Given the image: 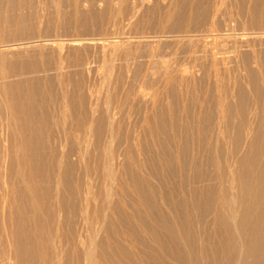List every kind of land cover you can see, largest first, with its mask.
<instances>
[{"label": "rangeland", "instance_id": "1", "mask_svg": "<svg viewBox=\"0 0 264 264\" xmlns=\"http://www.w3.org/2000/svg\"><path fill=\"white\" fill-rule=\"evenodd\" d=\"M75 1L77 2V0H0V77L2 74L8 72L11 74L8 80L18 82L19 79L18 77H15V75L20 73V71L31 69L32 67H34L33 65H35V63H54L53 60H55L59 56V53L62 58H66L67 61L69 59V61L73 63H77L78 61L76 60L80 61V59L83 60L85 57H87V59L89 58V61L91 62L89 68H85L86 70L83 69L85 70V72L82 73V75L84 74L85 78L80 74V71L83 72V70L79 71L78 74L81 77L79 78V83L77 82L78 79H76L77 76L79 77V75L76 73L77 70H75V73H73L75 78H73L74 76L72 75L73 81L75 80V82H77L76 84L83 86H81L82 92H79L81 89L78 88L75 82H73V86H71L72 88L70 87V89L65 92L66 94L61 93V91L59 92L58 90H54L55 92L45 91L41 88L42 81L44 80V78H47L46 81H48V83H51L52 77H50V74H47V76H45L43 73H40L39 76L31 74L30 76L35 77L36 79H38V81L34 82L28 87L24 86L23 88L20 87L13 89V91L8 93L9 96L7 94H4L0 87V238L5 240L7 234L10 233V231H13L14 234L21 233L23 235V233H25L24 238L23 236L22 238L25 239L23 241H25V243L27 244H25V246L27 247H25V251L28 250L27 252L30 253L27 254L26 252V254L30 256H28L24 264H45L44 262L39 260L36 254L31 252V245H29L32 240L30 233L31 224H33L34 222L38 223L40 221L38 223L39 226H49V232L52 234L57 233L56 235L60 238V241L56 242V244L59 246H55H57V248H59L60 250H58V254H60L59 256H62L61 264H77L74 256L75 254L73 255V253H75L73 252V246L77 242V239L83 242L88 241V244L86 245L87 247L91 246V250L95 246L93 250H95L96 252L94 253H98L100 242H103L105 240L106 243L104 247L106 250L108 249L107 251L109 254L114 255L116 253L115 255H117L118 253V258H123L121 260L122 264H133L132 262L135 261L134 259L136 258L131 257L134 253H136L135 251L138 252L139 249L150 251V238H148L147 243L145 241L147 239L144 238V242L146 243V245L148 246L149 244L148 248H146L147 246H145V243L140 245V240L138 241L137 239V237L142 238L141 240H143V237L145 236L149 237L147 233H144L145 231L142 229L141 223H147L148 219H151L148 214H150V212L152 211V208L147 207V205L145 204H143L142 206L139 205L142 204L143 201L141 191L144 189L153 191L155 189V192H151L152 198H155L156 200L160 198L161 201L166 202L165 197L167 193H169L171 190H174V186L178 185L179 188L174 191H176L178 194L183 192V194L185 193V195L189 193L186 196H191L187 198H184L185 195H183V197L180 195L179 196L186 200V202L191 201L192 198L195 197L192 195L194 193V186H196L199 182V177L197 176H200L199 173H201V170L205 168L206 171L205 173V171L203 170L205 178H207L205 179L203 177L204 181L207 182L208 180L209 182L213 178V182L211 181V183H214L215 181L216 184V182L218 181L217 178L219 177L220 172H217L216 166L212 162H209L212 161V158L215 155V151H213L214 145L212 144L216 143L213 141H215V137L219 133V130L227 131L226 142L228 148L229 146L231 148L236 137V123L247 122L249 124L250 122H254L252 112V104L254 99L253 84L256 80L260 79L261 75L260 73L258 74L257 72L256 74L253 71V68L251 66L252 62L249 59H251L250 51L253 48L257 47L258 51L262 48L264 49V41H262L261 44L257 42L258 45L254 43L248 50L243 48L239 54L236 53V56L234 54L235 49H233L234 47L230 42H228L229 46L227 45V42L225 43V46H223L222 44L220 45V42H218L217 38L218 35L227 33L236 32L235 34H237L244 31L251 32V30L264 31V0H226L224 3L226 6H224L223 4V6L221 5L222 7L212 6L213 0H211L212 3L210 0H207V2L206 0H200L201 4L193 9L194 13L193 11H191V13L188 9L190 0H177L176 11L174 12L176 14H173L168 23H166V37H160V41H156L157 39L155 38L154 41L153 38H149L147 40L146 38H148V36L146 35L149 33L152 34L157 29H161L160 19L162 14L166 10H168L167 8H170V0H149V2L148 0H143L144 2L141 0H136L138 4L133 0H128L126 4H122L119 0H80V3L78 2V5L74 6ZM130 1L134 4L136 3V6ZM203 1H205L206 4L202 5V3H205ZM208 1H210L211 4ZM128 5L130 6L128 7ZM177 6L179 8L183 6V9L180 8L182 9L180 11ZM184 9L186 11L188 10V13ZM133 11L135 12V14H132ZM130 14L133 18L129 20L128 17L131 16ZM199 32L201 33L199 34ZM213 32L215 36L214 34H211ZM171 36L174 37L172 38ZM209 37H211L210 40ZM40 38L41 40L49 41L43 42V44L42 42L38 41L40 40ZM70 38L77 40L76 42L79 41L78 45H73L72 43L74 41H72V39ZM212 38L214 41L211 40ZM99 40L101 42H105L106 44H109V41L111 45L109 44L108 46L104 45L103 43L100 44ZM25 41L32 42V44L35 43V47L32 44V46H25L28 47L27 50L29 51H23V49L10 51L6 49H9V46L12 44H19ZM116 41L120 42L117 43ZM212 41L213 43L215 42V44H217V48L220 51L221 49L224 50V52H222L223 50L221 51L223 55H225L226 57L231 56L228 58L230 62L228 59V61L221 60L223 65L221 63L222 66H220V64L218 66L222 67V69H219L218 66L217 69L216 66H214L215 64H213V58L210 56V47L211 45H215L212 43ZM37 43L39 44L37 45ZM45 43L47 45H45ZM113 44L114 48L112 47ZM37 48L39 49V51L41 49V51L39 52ZM50 48L51 50H49ZM54 48H57L60 52ZM128 49L132 52V56L131 58L129 57L127 62L121 55L124 51H128ZM103 50L106 51L104 52ZM35 51L39 53H36ZM245 54L247 58H245ZM2 55H5V58H2ZM105 57L107 61H105ZM109 59L110 62H108ZM244 59H246V61ZM260 60L264 64V51H261ZM232 61L233 64L231 63ZM247 62L248 64H246ZM96 63L99 65H97ZM224 63H226L227 66ZM109 65L112 69H108ZM246 65H250V67H247ZM106 69H108V71ZM181 69H184V71H182ZM105 70L107 73L105 72ZM230 71L232 73H229ZM249 73L254 74L251 76V74ZM86 74L88 75L86 76ZM220 75L222 76L220 77ZM252 77L255 79H252ZM120 78H122V84L119 83L121 81L119 80ZM221 78L224 79L222 80ZM143 79H147L146 83ZM87 80L89 82H86V85L85 81ZM226 81L229 83H227ZM127 84L129 85L127 86ZM230 84L232 85L230 86L231 89L230 87H227ZM222 85L224 87H222ZM75 86H77L76 88L79 89V91L74 88ZM84 86L86 88V91L84 89ZM151 86L154 89H151ZM125 88L128 89L126 90ZM9 98H12L14 102L8 103L7 101ZM241 101L245 107L244 114L240 113L239 111V103ZM249 103H251V106ZM12 104H14V106H12ZM247 105L249 106V108ZM247 109L250 110L249 112L251 115L249 114ZM216 112L218 114L217 116L220 115L219 117H216ZM260 115L261 116L258 122H264V120H262L263 111L260 112ZM17 117L19 118L17 119ZM14 118L16 119V122ZM77 122H89L91 125L90 128L92 129L90 130L92 136H90L89 134L87 136L88 139L82 142L83 148L87 147V153L85 152L87 154H85L86 158L84 157L79 162L74 161L75 159L79 160L78 156L76 155L78 144L75 140V138L78 136L77 133H79V131H76L78 130ZM216 124L218 125V127L216 126ZM22 126L23 128H21ZM111 127L113 128V130ZM110 131L112 134L110 133ZM19 132H24V136L21 135V138H19V135L16 138L15 136L16 134L18 135ZM103 134H105L106 136ZM110 135H113L112 139ZM104 136L105 138H103ZM89 137H91L90 140ZM184 138L185 140H183ZM105 139H108V141H106ZM20 140H28L27 142L30 148L29 153H31V161L32 165H34V172L41 177V180L39 181V191L43 196L46 194V198H44V196L42 198L43 200L40 201L41 203L35 206L36 208H34V205L32 207L31 201L30 199L28 200L29 197H27L28 194L22 191L20 184L16 183L17 180L15 179L14 175L11 174V169L13 167L12 164L14 160L17 159V157H19L20 155H18V153L20 152L17 153L15 151L14 144H16L17 142H21ZM202 140L205 141L203 145ZM109 141L112 144H110ZM100 143H102L103 145H100ZM190 143H192V145ZM209 143L212 144L210 145ZM17 144L19 145L20 143ZM200 144L201 148L199 147ZM203 146L205 147L202 149ZM206 148H208V150ZM204 151L205 153H203ZM221 151H217V154L224 155V153H222L224 151ZM212 152L214 153L213 155ZM99 153L101 154V156ZM209 153L211 154V156ZM107 154L110 156H108ZM201 154L202 157L200 156V160L198 156ZM205 154L209 156H206ZM61 157L63 159H61ZM205 157L212 158L210 161L207 158V162L204 159ZM91 159H94V162ZM89 160L90 164L95 165L96 163L97 165H91L93 167L90 168L93 171L90 170V175H88V178L87 176H84V179V171H87L85 163L87 162L88 164ZM204 160L207 164L204 162ZM56 161L62 162V164H60V173H63L66 178H69L67 179L68 182L70 181V184L67 182V184H69L68 188H65L67 187V185H57V180L55 178L57 177V170L55 169V167L57 168L58 162ZM101 161H105V166H108L109 168L108 172L110 173L111 177L109 180H106V178L104 177L106 171H103L105 172L103 173L102 169L98 167ZM176 161L179 166L177 165ZM190 161L199 164H197L196 166V164L194 163L195 166L193 165L192 167V165L190 164L193 163H191ZM184 163H186L187 166ZM104 164H101L99 166H104ZM182 164L183 166H181ZM184 166L187 167V171L185 170L186 168H183ZM190 166L192 168H190ZM198 166L199 169H196V167ZM105 168L106 167H104L103 169L107 170V168ZM178 168L179 172L177 171ZM177 172L180 176L176 174ZM185 173H187V175ZM192 173L194 174V176ZM175 175L180 178H178L177 176L175 177ZM185 175L188 176V178ZM191 175L193 176V178L190 177ZM113 176L115 177V179ZM153 177H156L157 180ZM183 177H185V179ZM160 179H162V181H160L161 183L158 182ZM130 180L132 181L130 182ZM48 181L50 182L48 183ZM78 182H86V184H88L86 186H88L92 190L91 193L93 195L95 194L94 196L91 194L92 198H95L97 196V198H95L96 200L93 199L91 201L89 210L91 214H96V219L98 220V222H100L95 228L97 240L92 245H90L91 242L89 243V237H87L89 235L85 230L86 228L84 229V222L82 221L79 214L77 215L78 212L76 208H74V202L76 201H74L75 199L70 196L71 188H69V186H76ZM112 182L114 183V185L112 184ZM167 182L169 183L167 184ZM159 184L162 185V187ZM163 184L167 186H163ZM86 186L83 185L82 187L81 185L80 187L85 189ZM137 186H141L142 189L137 188ZM156 186L158 187L155 188ZM171 186H173L174 188ZM12 187L15 188L16 191L13 192L14 189ZM168 187L171 189H169ZM162 189H164V191ZM179 189H182L184 191H180ZM191 189L193 190V192ZM134 190L137 191V193ZM8 191L12 192L8 193ZM206 191H208V189L204 190V194L209 192ZM163 193L166 195H164ZM5 195L7 196V198ZM158 195L161 196L157 198ZM162 196H164V200L163 198H161ZM106 197L107 201H109L107 203L104 202V199ZM100 200L103 202H101ZM137 200L139 201L137 202ZM106 205L107 208H105ZM49 209L52 211V215L50 214L49 216L48 214V217L46 215V212ZM141 209L143 210V213ZM43 211L45 212V218L43 217ZM135 211L139 213H136L137 215H139L138 217L135 214ZM132 213L134 216H132ZM131 216L134 218H131ZM46 217H48V219ZM114 217L115 219H113ZM140 217H143V219ZM211 217L212 216H210L209 219ZM73 219L74 224H72ZM150 219V222L148 221V223H151L152 219ZM137 222L140 223H138L137 225ZM62 223L63 225L65 223L64 226L66 227V235H68V237H63L64 239L61 240ZM137 226L141 227L137 229ZM135 227L137 230L135 229ZM129 228L131 229L129 230ZM139 229H141V233H138ZM67 230H72V233L70 234V232H68ZM132 230L134 231L132 232ZM74 232L76 233V235ZM123 232L125 234L127 233V236L133 239H129L128 237H126ZM129 232L133 236H130ZM135 233L139 235H135ZM80 234L82 235L80 236ZM69 236L71 239L69 238ZM84 237H86V240ZM134 242H137L138 244ZM134 244L136 245L134 246ZM0 249V264H20L17 262L18 260H10L8 258L9 256L7 253H5V249L3 248V246H0ZM126 258H128V260ZM95 264L105 263L103 262L102 258H97V263ZM172 264L180 263L172 262Z\"/></svg>", "mask_w": 264, "mask_h": 264}, {"label": "bare ground", "instance_id": "2", "mask_svg": "<svg viewBox=\"0 0 264 264\" xmlns=\"http://www.w3.org/2000/svg\"><path fill=\"white\" fill-rule=\"evenodd\" d=\"M112 1V0H111ZM114 1V0H113ZM122 4H126L128 0H119ZM132 1V0H131ZM130 1V2H131ZM136 2V0H133ZM138 1V0H137ZM143 1V0H141ZM140 1V2H141ZM157 1V0H156ZM160 1V0H159ZM162 1V0H161ZM170 8H167L168 10H166L162 16H161V19H160V26H161V29H157L156 31H154L152 34H147L146 36H148V38H146L147 40L149 38H153V41L155 39H157L156 41H160V37L162 36H165V33H167L165 31V26H166V23H168V21L171 19V17L173 16V14H176L174 13L176 11V3H177V0H170ZM211 1V0H210ZM210 1H208L210 3ZM226 0H213V4L212 6L214 7H222L223 4L225 3ZM230 1V0H229ZM253 1V0H252ZM78 2L80 3V0H77V2L75 1L74 2V6H77L78 5ZM144 2V1H143ZM149 2V0H148ZM169 2V1H168ZM181 2V1H180ZM205 2V1H203ZM207 2V0H206ZM205 3H202V5L206 4ZM228 2V1H227ZM235 2V1H234ZM258 2V1H257ZM118 3V1H117ZM129 3V2H128ZM133 3V2H131ZM137 3V2H136ZM136 3L134 4L136 6ZM208 3V4H209ZM212 3V1H211ZM210 3V4H211ZM111 4V3H110ZM138 4V3H137ZM142 4V3H140ZM159 4V3H158ZM168 4V3H167ZM199 4H201L200 0H190V4H189V11H193L194 8H196ZM247 4V3H246ZM118 5V4H117ZM133 5V6H134ZM188 5V4H187ZM222 5V6H221ZM251 5V4H250ZM130 5H128L129 7ZM139 6V5H138ZM165 6V5H164ZM167 6V5H166ZM180 6V5H179ZM224 6H226L224 4ZM115 7V6H114ZM123 7V6H122ZM132 7V6H131ZM140 7V6H139ZM138 7V8H139ZM159 7V6H158ZM157 7V8H158ZM169 7V6H168ZM178 7V6H177ZM239 7V6H238ZM244 7V6H243ZM133 8V7H132ZM179 8V7H178ZM183 9V6L180 7ZM179 10L181 11L182 9ZM247 8V7H246ZM253 8V7H252ZM259 8V7H258ZM119 9V8H117ZM122 9V8H121ZM160 9V8H159ZM238 9V8H237ZM128 10V9H127ZM137 10V8H136ZM140 10V9H138ZM162 10V9H161ZM185 10V9H184ZM196 10V9H195ZM252 10V9H251ZM131 11V10H130ZM135 11V10H134ZM132 12V14H135V12ZM178 11V10H177ZM186 11V10H185ZM188 11V10H187ZM186 11V12H187ZM122 12V11H121ZM141 12V11H140ZM160 12V10H159ZM257 12V10H256ZM259 12V11H258ZM138 13V12H137ZM188 13V12H187ZM192 13V12H191ZM189 13V14H191ZM194 13V11H193ZM250 13V12H249ZM115 14V13H114ZM122 14V13H121ZM124 14V13H123ZM139 14V13H138ZM120 15V14H119ZM131 15V14H130ZM161 15V14H160ZM251 15V14H250ZM118 16V15H117ZM127 16V15H126ZM115 17V16H114ZM190 17V16H189ZM129 20L132 17L129 16L128 17ZM117 19V18H116ZM119 20V19H118ZM133 20V19H132ZM127 22V21H126ZM128 23V22H127ZM137 23V22H135ZM261 24V23H260ZM159 26V27H160ZM252 28V27H251ZM255 28V27H253ZM241 32V31H239ZM182 33V32H181ZM201 32H199L200 34ZM206 33V32H204ZM236 33V32H235ZM227 33V34H223V35H218V42H220V45L222 44L223 46H225V43L227 42V45H228V42H230L232 45H233V49H235L234 51V54L236 55L240 53V51L244 48V49H249L251 48V46L255 43L256 45L261 44L262 41H264V31H258V30H251V32H241V33ZM142 34V33H141ZM171 34V33H170ZM176 34V33H175ZM178 34V33H177ZM180 34V33H179ZM183 34V33H182ZM188 34V32H187ZM197 34V33H196ZM211 34H214L211 33ZM218 34V33H217ZM174 35V34H173ZM181 35V34H180ZM202 35V34H201ZM204 35V34H203ZM206 35V34H205ZM170 36V35H169ZM189 36V35H188ZM193 36V35H192ZM215 36V34H214ZM120 37V36H119ZM145 37V35H144ZM166 37V36H165ZM168 37V36H167ZM172 37V36H171ZM174 37V36H173ZM172 37V38H173ZM183 37V36H182ZM186 37V36H185ZM198 37V35H197ZM201 37V36H200ZM199 37V38H200ZM203 37V36H202ZM213 37V36H212ZM141 38V37H140ZM155 38V39H154ZM170 38V37H169ZM171 38V39H172ZM178 38V37H177ZM187 38V37H186ZM189 38V37H188ZM195 38V37H194ZM211 37H209V40H210ZM215 38V37H214ZM72 39V41H74L72 44L73 45H78L79 41L76 42L77 40L73 39V38H70ZM103 39V38H102ZM101 39V40H102ZM106 39V38H105ZM118 39V38H117ZM123 39V38H122ZM142 39V38H141ZM145 39V38H144ZM159 39V40H158ZM163 39V38H162ZM205 39V38H204ZM61 40V39H60ZM83 40V39H82ZM173 40V39H172ZM188 40V39H187ZM191 40V39H189ZM213 40V38L211 39ZM30 41V40H29ZM29 41H25V42H21L19 44H12L10 45L9 49L6 48L7 50H16V49H23V51H29L27 50L28 47H25V46H29L32 44V42H29ZM39 42H46V41H49V40H38ZM54 41V40H53ZM59 41V40H58ZM100 41V40H99ZM104 41V40H103ZM137 41V40H136ZM170 41V39H169ZM202 41V40H201ZM214 41V40H213ZM212 41V43H213ZM96 42V41H95ZM117 42V41H116ZM120 42V41H119ZM117 42V43H119ZM168 42V41H167ZM184 42V41H183ZM205 42V41H204ZM209 42V41H207ZM258 42V43H257ZM53 43V42H52ZM91 43V42H90ZM97 43V42H96ZM99 43V42H98ZM103 43L104 45H108L109 44L111 45V43L108 41L109 44H106L105 42H101L100 41V44ZM115 43V42H114ZM116 43V44H117ZM211 43V42H209ZM208 43V44H209ZM35 44V43H34ZM34 44H32L34 46ZM39 43H37L38 45ZM44 44V43H43ZM48 44V42H47ZM45 43V45H47ZM50 44V43H49ZM61 44V43H60ZM194 44V43H193ZM197 44V43H196ZM204 44V43H203ZM207 44V43H206ZM215 44V42L213 43ZM31 45V46H32ZM71 45V44H70ZM94 45V44H93ZM119 45V44H118ZM255 45V46H256ZM40 46V45H39ZM52 46V44H51ZM57 46V45H56ZM60 46V45H59ZM101 46V45H100ZM114 46V44L112 45V47ZM210 46V45H209ZM219 46V45H218ZM229 46V45H228ZM35 47V46H34ZM103 47V46H102ZM111 47V46H110ZM117 47V46H116ZM263 47H264V44H263ZM40 48V47H39ZM45 48V46H44ZM58 48V47H57ZM57 48H54V49H57ZM60 48V47H59ZM101 48V47H100ZM114 48V47H113ZM112 48V49H113ZM221 48V47H219ZM231 48V47H230ZM229 48V49H230ZM260 48H261V45H260ZM5 49V50H6ZM30 49V48H29ZM38 49V48H37ZM36 49V50H37ZM41 49H42V46H41ZM40 49V51H41ZM53 49V50H54ZM104 49V48H103ZM117 49V48H116ZM228 49V48H227ZM46 50V49H45ZM51 50V48L49 49ZM58 50V49H57ZM101 50V49H99ZM125 50V48H124ZM123 50V51H124ZM223 49H221L222 51ZM39 51V49H38ZM39 51V52H40ZM59 51V50H58ZM104 51V50H103ZM106 51V50H105ZM104 51V52H105ZM115 51V50H114ZM121 51V50H120ZM218 48H217V44L215 45H211L210 47V56L213 58V64H215L214 66H216V68L219 69L222 67L223 63L221 62V60H225V61H228L229 57H226L225 55H223L222 52H224V50L221 52ZM229 51V50H228ZM246 51V50H245ZM250 51V50H249ZM261 51H264V49L262 48L261 50H257V47L256 48H253L251 51H250V54H251V66L253 68V71L257 74L260 73V79L256 80L254 82V99H253V120L254 122H250L249 124L247 122H237L236 125H235V128H236V137L234 139V142L232 144V147L228 148L227 146V142H226V134H227V131L226 130H219V133L217 134V136H213L215 137V141L213 142H216L215 144H212L214 145L213 148L215 151V155L214 157L212 158V161L211 158H208V157H205L204 159L206 160L207 158L209 159V163H213L215 166H216V170L217 172L219 171L220 174H219V177L217 178L218 181L216 182L215 184V181L214 183H211V181L214 179L209 181L207 180L204 181V178H205V175H204V171H205V168L206 166H204L203 170H201L199 173L200 176H197L199 177L198 178V184L196 186H194V193L192 196H195L192 198L193 200V203H192V200H191V197H190V200L189 202H186V200H184L182 197L183 195H185V193L183 194L180 193L178 194L176 191V189L179 188L178 185L176 186H171L174 188V190H171L169 193L164 194L166 195V202L164 201H161L160 197L161 195H158L157 196V200L155 198H152V193L151 192H155V189L153 191H150L149 189H144L141 191V196H142V204H139L140 206H142L143 204L147 205V207L149 208H152V211L150 212V214H148L150 217H151V223H141L142 224V229L145 231L144 233H147L149 237H143V240H141L142 238H139L137 237L138 241L140 240L139 244H144V238H146L147 241H148V238H150V246L148 244V246L150 247V251L149 250H144V249H139L141 247H139L138 249V252L135 251L136 253H134L132 255L131 258H136L134 259L135 261L131 262L133 264H172V262H177V263H180V264H264V122H258L259 119H260V112L263 111V118L262 120H264V64L263 62L260 60V54H261ZM36 53H39L37 51H35ZM60 52V51H59ZM65 52V51H64ZM102 52V51H101ZM152 52V51H151ZM155 52V51H154ZM56 53V52H55ZM114 53V52H113ZM156 53V52H155ZM193 53V52H192ZM197 53V52H196ZM58 54V53H57ZM62 54V53H61ZM104 54V53H103ZM107 54V53H106ZM115 54V53H114ZM132 52L128 49V51H124L122 53V57L125 61H127L129 59V57L131 58V55ZM136 54V53H135ZM195 54V52H194ZM242 54V53H241ZM249 54V53H248ZM42 55V54H41ZM40 55V56H41ZM134 55V54H133ZM156 55V54H155ZM228 55V54H227ZM57 56V55H56ZM191 56V54H190ZM237 56V55H236ZM240 56V55H239ZM243 56V55H242ZM2 58H5V55H2L1 56ZM68 57V56H67ZM82 57H85V56H82ZM135 57V56H134ZM81 58V57H80ZM109 58V57H108ZM233 58V57H232ZM245 58L246 57V54H245ZM122 59V58H121ZM133 59V58H132ZM131 59V60H132ZM135 59V58H134ZM228 59V60H227ZM239 59V58H238ZM73 60V59H72ZM91 60V59H90ZM241 60V59H240ZM246 61V59H244ZM50 61V60H49ZM78 61L77 63H73V62H70L69 59L67 61L66 58H62L60 53H59V56L53 60L54 63H35V65H33L34 67H32L31 69L29 70H26V71H20V73L16 74L15 77H18L19 81L18 82H14L12 80H8V78L11 76L10 73L6 72L4 74L1 75L0 77V81H1V89H2V92H4V94H7L9 96V92L13 91V89H16V88H23L24 86L25 87H28L29 85H32L34 82L38 81V79H36L35 77H32L30 76L31 74H34V75H38L40 73H43L45 76H47V74H50L52 77V82L51 83H48V81H46V79L44 78V80L42 81V84H41V88L44 89L45 91H54V90H58L59 92L61 91V93H65L67 92L68 89H70L71 86H73V82H75V80L73 81V78H75L74 74L75 73V70H77V74L79 73L80 70H83L85 68H89L90 66V61H89V58L87 59V57H85L83 60L80 59L79 60H76ZM105 61L106 60V57H105ZM113 61V60H111ZM243 61V60H242ZM98 62V61H97ZM110 62V59L109 61ZM128 62V61H127ZM132 62V61H131ZM130 62V63H131ZM230 62V60H229ZM129 63V64H130ZM222 63V65H221ZM233 64V61L231 62ZM237 63V62H236ZM239 63V61H238ZM97 64V63H96ZM100 64V62H99ZM97 64V65H99ZM110 64V63H109ZM220 64V66H218ZM226 65V63H224ZM228 64V63H227ZM248 64V62L246 63ZM102 65V64H101ZM108 65V64H107ZM111 65H112V62H111ZM231 65V64H230ZM92 66V65H91ZM104 66V65H103ZM114 66V65H113ZM112 66V67H113ZM116 66V65H115ZM213 66V67H214ZM218 66V67H217ZM227 66V65H226ZM233 66V65H232ZM247 66V65H246ZM96 67V66H95ZM129 67V65H128ZM247 67H250L247 66ZM76 68V69H75ZM79 70H78V69ZM91 68V67H90ZM94 68V67H93ZM97 68V67H96ZM95 68V69H96ZM108 68V67H107ZM123 68V67H121ZM228 68V67H227ZM231 68V67H230ZM241 68V67H240ZM251 68V69H252ZM94 69V70H95ZM108 69H112L109 65V68ZM108 69H106L108 71ZM118 69V68H117ZM239 69V67H238ZM243 69V68H242ZM86 70V69H85ZM85 70L80 71V74L82 75V73L85 72ZM89 70V69H88ZM99 70V69H98ZM103 70V69H102ZM105 70V72H106ZM120 70V68H119ZM182 70V69H181ZM213 70V69H212ZM215 70V68H214ZM227 70V69H226ZM74 71V72H73ZM91 71V70H90ZM112 71V70H111ZM124 71V70H123ZM184 71V69L182 70ZM217 71V70H216ZM220 71V70H219ZM233 71V69H232ZM236 71V70H235ZM251 71V70H250ZM110 72V71H109ZM223 72V71H221ZM245 72V70H244ZM252 72V71H251ZM92 73V72H91ZM90 73V74H91ZM107 73V72H106ZM127 73V72H125ZM150 73H151V70H150ZM215 73V72H214ZM229 73H232L231 71ZM238 73V72H237ZM240 73V72H239ZM124 74V73H122ZM221 74V73H220ZM225 74V73H224ZM251 74V73H249ZM254 74V73H253ZM251 74V76L253 75ZM74 77H73V76ZM79 75V74H78ZM88 74H86L87 76ZM234 75V73H233ZM77 76V75H76ZM82 76H84L85 78V75L83 74ZM103 76V75H102ZM126 76V75H125ZM124 76V78H125ZM182 76V74H181ZM222 75H220L221 77ZM224 76V75H223ZM230 76V75H228ZM250 76V75H249ZM257 76V75H256ZM73 77V78H72ZM90 77V76H89ZM109 77V76H108ZM120 77V76H119ZM258 77V76H257ZM256 77V78H257ZM79 77L77 76L76 79L77 82L79 81ZM131 78V77H130ZM147 78V77H146ZM250 78V77H249ZM40 79V77H39ZM87 79V78H86ZM85 79V80H86ZM91 79V78H90ZM103 79V78H102ZM101 79V80H102ZM109 79V78H108ZM122 78H120L119 80H121ZM222 80L224 78H221ZM230 79V78H228ZM232 79V77H231ZM237 79V78H236ZM252 79H255L252 77ZM81 80V79H80ZM144 80V79H143ZM146 80L145 79V83H146ZM109 81V80H108ZM111 81V80H110ZM116 81V80H115ZM221 81V80H220ZM228 81V80H227ZM226 81V82H227ZM236 81V80H235ZM75 82V84L77 83ZM80 82V81H79ZM78 82V83H79ZM89 82L88 80L85 81V84L87 85V83ZM95 82V81H94ZM122 80L119 82L121 83ZM148 82V81H147ZM82 83H83V79H82ZM92 83V82H91ZM115 83V82H113ZM126 83V82H125ZM141 83V82H140ZM144 83V84H145ZM223 83V82H222ZM229 83V82H227ZM232 83V82H231ZM237 83H238V80H237ZM242 83V82H241ZM251 83V82H250ZM98 84V83H96ZM101 84V83H100ZM109 84V83H108ZM122 84V83H121ZM148 84V83H147ZM146 84V85H147ZM252 84V83H251ZM40 85V84H39ZM78 86L79 89H81L79 91V89H77L75 86L74 88H76L79 92H82V87L79 85V84H76ZM85 85V86H86ZM91 85V84H90ZM103 85V84H102ZM111 85V84H110ZM113 85V84H112ZM129 84H127L128 86ZM134 85V84H133ZM150 85V84H149ZM148 85V86H149ZM181 85V84H180ZM228 85V84H227ZM226 85V86H227ZM245 85V84H244ZM84 86V89L86 91V88ZM92 86V85H91ZM114 86V85H113ZM119 86V85H118ZM121 86V85H120ZM126 86V85H125ZM232 86L231 84L227 87H230ZM81 87V88H80ZM88 87V86H87ZM96 87V86H95ZM107 87V86H106ZM137 87V86H136ZM142 87V86H141ZM150 87V86H149ZM216 87V86H215ZM222 87H224L222 85ZM72 88V87H71ZM113 88V87H112ZM117 88V87H116ZM130 88V87H129ZM133 88V87H132ZM143 88V87H142ZM147 88V86H146ZM153 87L151 86V89ZM240 88V87H239ZM252 88V87H251ZM75 89V90H76ZM83 89V91H84ZM93 89V88H92ZM91 89V90H92ZM97 89V88H96ZM110 89H111V86H110ZM126 90L128 88H125ZM154 89V88H153ZM231 89V87H230ZM242 89V88H241ZM72 90V89H71ZM76 90V91H77ZM99 90V89H98ZM109 90V89H108ZM115 90V89H114ZM121 90V89H120ZM123 90V89H122ZM135 90V88H134ZM143 90V89H142ZM236 90V89H235ZM88 91V90H87ZM90 91V90H89ZM93 91V90H92ZM133 91V89H132ZM218 91V90H217ZM242 91V90H241ZM6 92V93H5ZM55 92V91H54ZM243 92V91H242ZM71 93V91H70ZM116 93V92H115ZM125 93V92H124ZM131 93V92H130ZM143 93V91H142ZM148 93V92H147ZM51 94V93H50ZM66 94V93H65ZM123 94V93H122ZM139 94V93H138ZM141 94V93H140ZM217 94V93H216ZM239 94V93H238ZM228 95V93H227ZM65 96V95H64ZM219 96V95H218ZM231 96V95H230ZM13 97V96H12ZM238 97V96H237ZM245 97V96H244ZM8 98V97H7ZM234 98V97H233ZM217 99V98H216ZM219 99V98H218ZM65 101V100H64ZM123 101V100H122ZM217 101V100H216ZM227 101V100H226ZM252 101V100H251ZM8 103H12L14 102V100L12 98H9ZM16 102V101H15ZM17 103V102H16ZM218 103V102H216ZM252 103V102H251ZM251 103L250 106H251ZM224 104V103H223ZM11 105V104H10ZM225 105V104H224ZM228 105V104H226ZM12 106H14V104H12ZM217 106V105H216ZM219 106V104H218ZM217 106V107H218ZM221 106V105H220ZM248 106V105H247ZM222 107V106H221ZM249 108V106H248ZM217 109V108H216ZM252 109V108H251ZM112 110V109H111ZM224 110V108H223ZM248 110V109H247ZM246 110V111H247ZM218 111V110H217ZM239 111L240 113H245V107L242 103V101L239 103ZM250 110H248L249 112ZM18 112V111H17ZM237 114V113H236ZM250 114V112H249ZM217 112H216V117H219L217 116ZM251 115V114H250ZM20 117V116H19ZM17 117V119L19 118ZM225 117V116H224ZM251 117V116H250ZM16 118V117H15ZM14 118L15 122H16V119ZM235 118V117H234ZM244 118V117H243ZM219 119V118H218ZM232 119V118H231ZM250 119V118H249ZM13 120V119H12ZM95 120V119H94ZM223 120V119H222ZM82 121V120H81ZM250 121V120H249ZM261 121V120H260ZM9 123V122H8ZM20 123V122H19ZM78 123V126H77V129L76 131H79L78 136L75 138L77 144H78V147H77V156H78V159H75L74 161H81V159H83L87 154V147L83 148V144L82 142L83 141H86L88 139V135L90 134V136H92L90 133L92 130L90 127V123L89 122H77ZM117 123V122H116ZM216 123V122H215ZM233 123V122H232ZM18 124V122H17ZM76 124V123H75ZM112 124V123H111ZM218 124V123H217ZM216 124V126L218 127V125ZM221 125V123H220ZM111 126V125H110ZM223 126V125H222ZM109 127V125H108ZM177 127V126H176ZM214 127V126H213ZM216 127V129H217ZM23 128V126L21 127ZM25 128V127H24ZM90 128V129H89ZM93 128V127H92ZM107 128V127H106ZM112 128V127H111ZM117 128V127H116ZM200 128V127H199ZM222 128V127H221ZM9 129V128H8ZM109 129V128H108ZM107 129V130H108ZM197 129V128H196ZM205 129V128H204ZM207 129V128H206ZM211 129V128H210ZM11 130V129H10ZM113 130V128H112ZM176 130V129H175ZM214 130V129H213ZM12 131V130H11ZM191 131V129H190ZM211 131V130H210ZM204 132V131H203ZM217 132V131H216ZM16 133V131H15ZM24 132H19V134L17 135L16 134V138L20 135L19 138H21V135H23ZM111 133V131H110ZM191 133V132H190ZM197 133V132H196ZM13 134H14V131H13ZM107 134V132H106ZM112 134V133H111ZM200 134V133H199ZM215 134V133H214ZM105 135V134H103ZM194 135V134H193ZM192 135V137H193ZM102 136V135H101ZM106 136V135H105ZM105 136L103 138H105ZM108 136V135H107ZM111 136V135H110ZM113 136V135H112ZM111 136V139L113 138ZM120 136V134H119ZM118 136V137H119ZM184 136V134H183ZM187 136V135H186ZM230 136V135H229ZM182 137V135H181ZM15 138V139H16ZM91 137H89V140H90ZM195 138V137H194ZM209 138V137H208ZM98 139V138H97ZM102 139V138H101ZM200 139V138H199ZM203 139V138H202ZM73 140V139H72ZM106 140V139H105ZM185 140V138L183 139ZM194 140V139H193ZM229 140V139H228ZM21 142H17V143H20L19 145L17 144H14V149L15 151L18 153L19 157H17V159L14 160L13 162V167H12V173L15 177V179L17 180L16 183L20 184L21 188H22V191L24 193H27V197L28 200L30 199L31 201V204H32V207L34 205V208H36L35 206H37L38 204H40L41 200H43L42 198L46 195H41L40 191H39V186H40V180H41V177L34 172V165H32V161H31V153L30 152V148L28 146V140H20ZM103 141V140H102ZM108 141V139L106 140ZM191 141V140H190ZM201 141V140H200ZM204 140H202V145L203 143H205V141L203 142ZM233 141V140H232ZM117 142V140H116ZM141 142V141H140ZM189 142V141H187ZM87 143V142H86ZM107 143V142H106ZM110 143V141H109ZM102 143H100L101 145ZM112 144V143H110ZM126 144V143H125ZM192 145V143H190ZM189 144V145H190ZM210 144V143H209ZM210 144V145H211ZM17 147H16V146ZM103 145V144H102ZM185 145V144H184ZM188 145V144H187ZM209 145V146H210ZM112 146V145H111ZM114 146V145H113ZM182 146V144H181ZM197 146V145H196ZM187 147V146H186ZM201 148V144L199 146ZM205 146L202 147V149L204 148ZM89 148V147H88ZM96 148V147H95ZM98 148V147H97ZM109 148H110V145H109ZM130 148V147H129ZM136 148V147H135ZM188 148V147H187ZM211 148V146H210ZM131 149V148H130ZM198 149V148H197ZM208 150V148H206ZM212 149V148H211ZM76 150V148H75ZM100 150V149H99ZM123 150V149H122ZM195 150V149H193ZM199 150V149H198ZM206 150V151H207ZM210 150V149H209ZM224 152H222V151ZM33 151V150H32ZM71 151V150H70ZM108 151V150H107ZM137 151V150H136ZM202 151V150H201ZM200 151V152H201ZM212 151V150H211ZM217 151H221L222 153H224V155H218L217 154ZM86 152V153H85ZM188 152V151H187ZM190 152V151H189ZM208 152V151H207ZM12 153V152H11ZM64 153V151H63ZM186 153V152H185ZM196 153V152H195ZM205 153V151L203 152ZM212 152V155L214 154ZM86 154V155H85ZM100 154V153H99ZM113 154V153H112ZM131 154V153H130ZM187 154V153H186ZM210 154V153H209ZM221 154V153H220ZM108 155V154H107ZM190 155V154H189ZM198 155V154H197ZM206 156H209L207 154H205ZM204 155V156H205ZM73 156V155H72ZM89 156V155H88ZM101 156V154H100ZM110 156V155H108ZM194 156V155H193ZM196 156V155H195ZM202 157V154L199 155L198 157L200 158L201 160V157ZM211 156V154H210ZM223 156V157H222ZM130 157V156H129ZM134 157V156H133ZM152 157V156H151ZM60 158V157H59ZM65 158V157H64ZM67 158V157H66ZM86 158V157H85ZM92 158V157H91ZM95 158V157H94ZM100 158V157H99ZM61 159H63L61 157ZM69 159V158H68ZM88 159V158H87ZM133 159V158H132ZM53 160V159H52ZM92 160V159H91ZM94 160V159H93ZM92 160V161H93ZM109 160V158H108ZM178 160V159H177ZM204 160V162H205ZM34 161V160H33ZM63 161V160H61ZM111 161V160H110ZM133 161V160H132ZM161 161V160H159ZM183 161V160H181ZM207 161V160H206ZM58 162V161H56ZM77 162V163H78ZM94 162V161H93ZM92 162V163H93ZM102 162V163H101ZM100 163L101 164H104L103 161H101ZM175 162V161H174ZM185 162V160H184ZM191 162V161H190ZM203 162V163H204ZM208 162V161H207ZM81 163V162H80ZM85 163V161H84ZM99 163V165H101ZM113 163V162H112ZM177 163V161H176ZM175 163V164H176ZM183 163V162H182ZM187 163V162H186ZM184 163V164H186ZM193 163V162H191ZM196 164V162H194ZM190 164L195 166V164ZM206 163V162H205ZM60 164H62V162H58L57 163V168L55 167V169L57 170L56 173H57V177L56 180H57V185H63V186H66L65 188H68V185L70 184L67 179L69 178H66L63 173H60L61 171V167H60ZM67 164V163H66ZM86 164V170L87 171H84L85 174L83 175L84 176H87L88 178V175L90 170L93 171L90 167H93L91 165H94V164H90V160L87 164V162L85 163ZM108 164V162H107ZM142 164V162H141ZM163 164V163H162ZM181 164V163H180ZM199 164V163H197ZM196 164V166H197ZM207 164V163H206ZM212 164V165H213ZM68 165V164H67ZM76 165V164H74ZM95 165H97L95 163ZM94 165V166H95ZM101 169H102V172L103 171H106V174L104 175V177L106 178V180L110 179V173L108 172L109 168L108 166H99ZM110 165V164H109ZM146 165V164H145ZM178 165V163H177ZM202 165V164H201ZM205 165V164H204ZM8 166V165H6ZM53 166V165H52ZM63 166V165H62ZM144 166V165H142ZM162 166V165H161ZM179 166V165H178ZM183 166V164L181 165ZM187 166V164H186ZM184 166L183 168L187 171V167ZM77 167V166H76ZM106 167L107 170H104L103 168ZM113 167V166H112ZM173 167V166H171ZM176 167V165H175ZM173 167V168H175ZM189 167V166H188ZM190 166V168H192ZM105 168V169H106ZM114 168V167H113ZM142 168V167H141ZM165 168V167H164ZM209 168V167H208ZM2 169V168H1ZM54 169V170H55ZM69 169V168H68ZM95 169V168H93ZM100 169V170H101ZM117 169V168H116ZM145 169V168H144ZM181 169V168H180ZM196 169H199V166L196 167ZM111 170V169H110ZM136 170V169H135ZM133 170V171H135ZM175 170V169H174ZM177 170V169H176ZM183 170V169H182ZM184 170V171H185ZM190 170V169H189ZM193 170V169H192ZM191 170V171H192ZM215 170V171H216ZM143 171V170H142ZM145 171V170H144ZM169 171V170H168ZM179 172V168L177 170ZM208 171V170H207ZM66 172V171H65ZM78 172V170H77ZM83 172V171H82ZM112 172V171H111ZM176 173L179 175V173ZM190 172V171H189ZM212 172V171H211ZM81 173V172H80ZM79 173V174H80ZM105 173V172H103ZM155 173V172H154ZM153 173V175H154ZM160 173V172H159ZM183 173V172H182ZM206 173V171H205ZM66 174V173H65ZM135 174V173H134ZM138 174V173H137ZM187 175V173H185ZM193 174V173H192ZM196 174V173H195ZM208 174V172H207ZM211 174V173H209ZM213 174V173H212ZM67 175H68V172H67ZM147 175V174H146ZM185 175V176H186ZM198 175V174H197ZM216 175V174H215ZM39 176V178H38ZM115 176V175H114ZM113 176V177H114ZM118 176V175H117ZM174 176V175H173ZM177 175H175L176 177ZM180 176V175H179ZM182 176V175H181ZM184 176V175H183ZM194 176V174H193ZM193 176L191 175L190 177L193 178ZM52 177V176H51ZM54 177V176H53ZM136 177V176H135ZM160 177V176H159ZM158 177V178H159ZM178 177V176H177ZM188 178V176H186ZM196 177V178H197ZM204 177V178H203ZM207 177V176H206ZM210 177V176H209ZM82 178V177H80ZM102 178V177H101ZM137 178V177H136ZM140 178V177H139ZM147 178V177H146ZM154 178V177H153ZM161 178V177H160ZM180 178V177H178ZM185 179V177H183ZM203 178V179H202ZM85 179V177H84ZM115 179V177H114ZM154 179L157 180V178L155 177ZM163 179V178H162ZM162 179H160L158 182L162 181ZM173 179V178H171ZM177 179V178H176ZM175 179V180H176ZM182 179V178H181ZM191 179V178H190ZM207 179V178H205ZM209 179V178H208ZM45 180V179H44ZM51 180V179H50ZM80 180V179H79ZM112 180V179H111ZM152 180V179H151ZM165 180V179H164ZM163 180V181H164ZM179 180V179H178ZM183 180V179H182ZM81 181V180H80ZM84 181V180H83ZM115 181V180H113ZM132 180H130L131 182ZM180 181V180H179ZM187 181V180H186ZM191 181V180H190ZM196 181V180H195ZM45 182V181H44ZM50 181H48L49 183ZM67 182L69 184H67ZM155 182V181H154ZM170 182V181H169ZM167 182V184L169 183ZM177 182V181H176ZM183 182V181H182ZM181 182V183H182ZM185 182V181H184ZM213 182V181H212ZM52 183V182H51ZM80 182H78V184L76 186H69V188H71L70 190V196L73 197L76 201L74 202L75 203V206L74 208H76L77 210V215L79 214V216L81 217L82 221L84 222V229L86 230V232L88 233L89 237V243L90 245H92L94 242H96V238H97V234H96V231H95V228L97 227V224L100 223L98 222V220L96 219V214L95 213H92L89 211L90 210V206H91V201L94 199L96 200L95 198H97V196L94 198H92L91 196V189L86 186L88 184H86V182H83L85 184H83L82 182L79 184ZM161 183V182H160ZM112 184L114 185V183L112 182ZM120 184V183H119ZM150 184V183H149ZM176 184V183H174ZM178 184V183H177ZM184 184V183H183ZM192 184V183H191ZM215 184V185H214ZM83 185L86 186L85 189L81 188L80 186ZM132 185V184H131ZM136 185H137V182H136ZM135 185V186H136ZM141 185V183H140ZM152 185V184H151ZM160 185V184H159ZM14 186V185H13ZM107 186V185H106ZM162 187V185H160ZM163 186H167V185H164ZM169 186V185H168ZM178 186V187H177ZM182 186V185H181ZM188 186V184H187ZM93 187V186H92ZM97 187V186H96ZM114 187V186H113ZM147 187V186H146ZM158 186H156L155 188H157ZM160 187V188H161ZM184 187V186H183ZM182 187V188H183ZM13 188V187H12ZM19 188V187H18ZM43 188V187H42ZM103 188V187H102ZM137 188H141L137 186ZM169 188V187H168ZM172 188V189H173ZM191 188V187H190ZM9 189V188H7ZM13 192L16 191L15 188H13ZM133 189V188H132ZM142 189V188H141ZM152 189V188H151ZM165 189V188H164ZM164 189H162L164 191ZM167 189V188H166ZM171 189V188H169ZM168 189V191H169ZM185 189V188H184ZM189 189V188H188ZM207 190L206 194H204V190ZM60 190V189H59ZM106 190V189H105ZM161 190V191H162ZM180 191L182 189H179ZM192 190V189H191ZM135 191V190H134ZM166 191V192H168ZM178 191V190H177ZM184 191V190H182ZM190 191V190H189ZM9 192H12V191H8ZM69 192V191H68ZM137 193V191H135ZM140 192V191H138ZM157 192V191H156ZM160 192V191H159ZM188 192V191H187ZM193 192V190H192ZM22 193V192H21ZM132 193V192H131ZM161 193V192H160ZM7 194V193H5ZM97 194V193H96ZM99 194V192H98ZM134 194V193H133ZM189 194V193H188ZM186 194V195H188ZM191 194V193H190ZM20 195V194H19ZM58 195V194H57ZM62 195V193H61ZM93 195V194H92ZM95 195V194H94ZM93 195V196H94ZM113 195V194H112ZM182 197H180V196ZM185 195V196H186ZM4 196V195H2ZM6 196V195H5ZM101 196V195H100ZM184 198H187L189 196H186ZM99 197V196H98ZM137 197V196H136ZM164 196H162L161 198H163ZM3 198V197H2ZM7 198V196H6ZM46 198V196L44 197ZM62 198V197H61ZM101 198V197H100ZM99 198V199H100ZM112 198V196H111ZM4 199V198H3ZM60 199V198H59ZM137 199V198H136ZM139 199V198H138ZM167 199H168V203H167ZM57 200V199H56ZM102 200V199H101ZM100 200V201H101ZM109 200V199H108ZM111 200V199H110ZM134 200V199H133ZM164 200V198H163ZM188 200V199H187ZM4 201V200H3ZM135 201V200H134ZM139 200H137L138 202ZM103 202V201H101ZM104 202L107 203L109 201H107V197L104 199ZM22 203V202H21ZM25 203V202H24ZM64 203V202H63ZM116 203V202H115ZM93 204V203H92ZM110 204V203H108ZM132 204V203H131ZM46 205V204H45ZM105 205V204H103ZM133 205V204H132ZM136 205V204H135ZM144 205V206H145ZM40 206V205H39ZM59 206V205H58ZM102 206V205H101ZM100 206V207H101ZM139 206V208H140ZM103 207V206H102ZM136 207V206H135ZM138 207V205H137ZM33 208V210H34ZM41 208V207H39ZM107 208V205L106 207ZM110 208V207H109ZM134 208V207H133ZM142 208V207H141ZM102 209V208H101ZM104 209V208H103ZM32 210V211H33ZM142 210V209H141ZM51 210H47V216L49 214L52 215V211L50 212ZM92 211V210H91ZM105 211V210H104ZM103 211V212H104ZM13 212V210H12ZM44 212V211H43ZM42 212V213H43ZM76 212V211H75ZM34 213V212H33ZM129 213V212H128ZM139 214L137 211H135V214ZM142 213H143V210H142ZM136 214V215H137ZM40 215V214H39ZM135 215V216H136ZM48 216V217H49ZM130 216V215H129ZM132 216L133 213H132ZM131 218H134L132 217ZM139 215H137L138 217ZM212 216L210 219L209 217ZM43 217L45 218V212L43 214ZM48 217H46L48 219ZM122 217V216H121ZM145 217H146V213H145ZM144 217V219H145ZM77 218V217H75ZM143 219V217H140ZM115 219V217L113 218ZM124 219V218H123ZM126 219V218H125ZM38 220V219H36ZM46 220V219H45ZM57 220V219H56ZM80 220V219H79ZM138 220H141V219H138ZM35 221V220H34ZM50 221V220H49ZM74 224V219L72 220ZM110 221V219H109ZM127 221V220H126ZM131 221V220H130ZM137 221V220H136ZM40 222V221H39ZM38 222V223H39ZM52 222V221H51ZM78 222V221H77ZM120 222V221H119ZM133 222V221H132ZM143 222V221H141ZM150 222V221H149ZM37 222H34L33 224H31V229H30V233H31V243L29 245L30 248H31V252H33L34 254H36L39 258V260H41L42 262H44L45 264H61V260H62V256L60 257L58 254V252L60 251L59 248H57V245L56 242L60 241V238L56 235V234H52L50 233V228L49 226L46 225L41 227V225L39 226ZM67 223V222H65ZM64 223V225H65ZM79 223V222H78ZM77 223V224H78ZM102 223V222H101ZM128 223V222H127ZM126 223V224H127ZM138 223L140 222H137V225ZM76 224V223H75ZM125 224V223H124ZM129 224V223H128ZM18 225V224H17ZM62 225V239L68 237V235H66V227L63 225V223L61 224ZM14 226V225H13ZM79 226V225H78ZM24 227V225H23ZM56 227V226H55ZM70 227V225H69ZM108 227V226H107ZM132 227V226H131ZM134 227V226H133ZM141 227V226H140ZM137 226V229L140 228ZM15 228V227H14ZM72 228V227H71ZM103 228V227H102ZM54 229V228H53ZM56 229V228H55ZM74 229V228H73ZM99 229V228H98ZM131 228H129L130 230ZM136 229V227H135ZM136 229V230H137ZM14 230V229H13ZM82 230V229H81ZM103 230V229H102ZM122 230V229H121ZM15 231V230H14ZM24 231V230H23ZM68 231V230H67ZM72 230L68 231L70 232V234L72 233L71 232ZM107 231V230H105ZM104 231V232H105ZM134 230H132L133 232ZM141 229H139V232L138 233H141L140 232ZM54 232V231H53ZM109 232V231H108ZM131 232V231H130ZM129 232V233H130ZM131 232V233H132ZM28 233V232H26ZM29 233V234H30ZM75 233V232H74ZM100 233V232H99ZM124 233V232H123ZM129 234L130 236L132 234ZM143 233V232H142ZM24 234L23 235L20 233V234H14L13 231L10 233L7 234L6 236V241L3 240L2 238H0V246H3V248L5 249V253L8 254V258L11 260H18L17 262L20 263V264H24L26 259L28 258V256L30 255H27V254H30L28 253L25 249L27 248L25 246V239L24 238ZM125 234V233H124ZM4 235V234H3ZM76 235V233H75ZM82 234H80L81 236ZM126 237L127 236V233L125 234ZM124 235V236H125ZM135 235H139V234H136ZM23 236V238H22ZM30 236V235H28ZM61 236V235H60ZM78 236V235H77ZM123 236V237H124ZM133 236V235H132ZM64 237V238H63ZM100 237H101V234H100ZM70 238V236H69ZM75 238V237H74ZM85 240H86V237H84ZM113 238V237H112ZM129 238V237H128ZM136 238V236H135ZM135 238H134V241H135ZM2 239V240H1ZM71 239V238H70ZM108 239V238H107ZM129 239H133V238H129ZM136 239V240H137ZM79 239H77V242L74 244L73 246V255L75 256V259H76V263L77 264H95L97 263V258H102L103 262L105 264H122L121 263V260L123 258L120 259V257L118 258V253L117 255H111L108 253V249L106 250L104 245H105V240L103 242H100V248L98 249V253H94L96 252L95 250H93V247L92 250H91V246H88L86 244H88V241H78ZM5 241V242H4ZM67 241H68V238H67ZM66 241V242H67ZM124 241V240H123ZM129 241V240H128ZM133 242V241H131ZM68 243V242H67ZM134 243H137V242H134ZM145 243V246H147ZM70 244V243H69ZM109 244V243H108ZM130 244V243H129ZM133 244V243H132ZM138 244V243H137ZM27 245V244H26ZM57 245V246H55ZM73 245V244H72ZM70 245V246H72ZM136 244H134L135 246ZM131 246V245H130ZM138 246V245H137ZM148 246L146 248H148ZM26 247V248H25ZM144 248V247H143ZM115 249V248H114ZM117 249V248H116ZM120 249V248H119ZM1 250V249H0ZM59 250V251H58ZM63 251V250H62ZM117 251V250H116ZM122 251V250H121ZM27 252V254H26ZM110 252V251H109ZM119 252V251H118ZM2 254V253H1ZM72 254V253H71ZM120 254V253H119ZM122 254V252H121ZM6 255V254H5ZM5 255H4V258H5ZM62 255V254H61ZM36 256V257H37ZM121 256V255H119ZM66 257V256H65ZM127 257V256H126ZM7 258V256H6ZM128 260V258H126ZM7 260V259H6ZM99 260V259H98ZM126 260V261H127ZM130 260V259H129ZM5 261V260H4ZM3 261V262H4ZM65 262V261H64ZM75 262V261H74ZM0 263H1V260H0ZM5 264V263H4ZM32 264V263H31Z\"/></svg>", "mask_w": 264, "mask_h": 264}]
</instances>
